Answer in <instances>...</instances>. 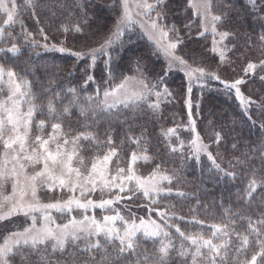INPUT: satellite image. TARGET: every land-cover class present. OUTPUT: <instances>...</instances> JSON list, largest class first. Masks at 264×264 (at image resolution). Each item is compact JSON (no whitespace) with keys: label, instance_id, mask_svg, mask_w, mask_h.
Returning <instances> with one entry per match:
<instances>
[{"label":"snow or ice","instance_id":"obj_1","mask_svg":"<svg viewBox=\"0 0 264 264\" xmlns=\"http://www.w3.org/2000/svg\"><path fill=\"white\" fill-rule=\"evenodd\" d=\"M247 3L254 11L264 13V7L259 6L258 0H247ZM76 6L83 11V6ZM117 6L120 11L113 30L99 47L72 51L63 46L64 41L59 45L44 43L41 46L46 51L68 52L77 61L90 59L91 64L86 66L85 72L95 68L98 55L108 56L105 65L111 76L109 49L118 42L122 45L125 31L138 25L168 58L167 68L156 84L148 82L137 62V76L124 77L119 84L102 78V84L108 85L103 88L102 99V85L94 94L86 93L85 86L89 82L95 83L91 74L86 76L85 86L80 90L68 88L64 91L50 81L48 87L41 86L40 92H34L29 80L21 78L12 68L5 69L0 65V227L5 229L0 233V264H172L173 253L180 264H264V176H258L255 167L246 168L250 178L243 193L238 196L239 207H224L221 204L222 219L212 223L194 215L188 222L196 225L199 231L186 233L178 225L168 223L172 219L184 220V217L176 216L174 208L155 207L162 198L173 195L187 197V193L178 189L174 192L173 181H178V176L169 174L161 164H156L146 176L139 174L137 163L141 160L145 164L150 163L153 157L141 142L143 133L132 135V121L142 107L156 111L160 108L162 96H172L167 87L163 92L158 88L166 73L174 65H179L188 78V99L185 103L189 109V128L195 133L189 142L190 149L197 161L204 153L214 168L223 173V178L235 180L238 173L223 168L209 151L210 146L196 131V121L191 112L192 81L216 80L225 90H234L244 115L253 126L256 121L250 113L254 106L260 114L259 119L264 120V98L257 102L245 96L240 88L246 82L244 78L231 82L223 80L217 72L193 67L183 56L176 55L183 39L174 24L168 27L164 23L166 0H113L114 11ZM40 7L39 0H23L22 3L0 0V42H11L9 47H0V53H21L19 45L14 42L17 39L14 26L17 24L21 29V38L26 42L31 40L34 46L39 43L19 17L27 13L39 23L37 10ZM59 7L66 6L61 4ZM188 8L203 29L199 35L204 36L211 31V51L219 52L221 64L229 62L225 53L231 49L225 41L232 34L218 30L217 25L223 17L213 12V0H188ZM52 14L55 15V12ZM84 16L83 24L86 25V12ZM194 22L189 21L185 27L191 30ZM39 31L43 40L47 41L49 38L44 29ZM57 31L83 33L84 29L78 23L71 28L61 25ZM170 33H176L174 39L170 38ZM259 41L260 50L264 53V34L259 36ZM257 68L264 69V59L259 63L249 61L243 69L245 76L255 74ZM260 79L264 81V75ZM200 86L204 87V84ZM152 96L156 97L155 101L151 100ZM73 109L78 114L77 122L83 121L82 130L71 128ZM103 122L126 125L127 132L119 144L111 127L105 128L103 135L100 134L98 129ZM259 127L264 129V123ZM33 129L36 134H33ZM163 135L171 153H183L184 142L180 140L177 145L171 139L176 137L179 140L176 128L164 130ZM214 135L213 142L219 145L221 133L215 132ZM125 141L139 149L131 151L127 159L120 155ZM232 147L235 149L236 145ZM85 151L94 154L88 158L83 155ZM256 154H259L261 167L264 168V145L254 149L252 155L235 158V163L229 161V168L249 165ZM6 185H10V192L5 191ZM42 191L67 192L68 195L67 198L45 201L41 198ZM97 191L100 198L93 199ZM105 194L108 198H104ZM140 198L147 203L137 204L136 207L144 208L147 218L138 216L132 210L131 204ZM125 201L129 202L125 205L127 216L114 207ZM253 204L259 206L258 211L252 207ZM197 205L207 210L206 206L199 205V201ZM96 209L113 214L97 219ZM77 210H81L79 218L72 215ZM53 211L67 216V222L56 223ZM152 213L159 221L152 218ZM21 217L23 220L19 227H7L5 222L13 223V218ZM170 228H175L181 241L179 246L173 243L170 232L166 230ZM141 238L152 241L154 247L158 243L159 247L151 253L141 250L138 243ZM252 248L256 250L249 259L248 252Z\"/></svg>","mask_w":264,"mask_h":264},{"label":"trees","instance_id":"obj_2","mask_svg":"<svg viewBox=\"0 0 264 264\" xmlns=\"http://www.w3.org/2000/svg\"><path fill=\"white\" fill-rule=\"evenodd\" d=\"M17 2L22 3L23 0H17ZM39 3L41 5L37 10L39 23L27 13L19 17L24 21L27 31L33 33L35 40L39 43L34 46L31 44V40L26 42L21 38L19 36L21 29L17 24L14 26V31L17 34V39L14 42L19 45L21 53L17 55L0 53V65L6 69L12 68L21 78L29 80L33 85L34 92H40L41 86L48 87L50 81L53 86L64 91H67L68 88L80 90L82 86H85L86 76L91 74L95 77V83L89 82L85 86L86 93L94 94L97 87L102 85V99L103 88L108 86L102 84V78L110 80L112 84H119L124 77L137 76L138 62L148 82L156 84L159 76L167 68L162 53L138 28L132 27L131 30H126L121 38L122 45L118 42L109 49L111 76H109V70L105 65V61L109 57L105 55H98L95 68L85 72L86 66L91 64L90 59L77 61L68 52L46 51L41 45L44 43L59 45L61 41H64L63 46L72 51H87L90 48H97L113 30L120 11L119 6L114 11L113 0H39ZM61 4L66 7H59ZM258 4L264 7V0H258ZM76 5L83 6V11ZM166 8L167 15L164 23L168 27L174 24L183 39V43L176 50V55L183 56L194 67L200 66L209 72H217L223 80L231 82L237 78H244L246 82L240 86L241 92L257 102L264 98V81L260 79V76L264 75V69L257 68L255 74L250 73L247 76L243 71L249 61L259 63L261 59H264L259 41V36L264 34V19H260L264 13L254 11L247 0H213V12L223 17L217 25L218 30L232 34L225 41L227 47L231 49L225 53L229 62L221 64L219 52L211 51V35L207 33L204 36L199 35L200 23L192 15V10L188 8V0H166ZM53 12L55 15L52 14ZM85 12L87 13L86 25L83 24ZM189 21H195L191 25V30L185 27ZM78 23L83 27V33L57 31L61 25L71 28ZM40 28H43L48 36L47 41L43 40ZM175 36L176 33H170L172 39ZM0 43V47L6 48L10 46L11 42ZM187 84L188 82L181 72L172 69L168 71L158 90L163 92L167 87L172 96H162L160 108L156 111L149 110L147 106L142 107L132 121V135L140 136L143 133L141 142L147 147L148 154L153 157L150 163L145 164L142 160L137 163L138 173L146 176L156 164H161V167L166 169L169 174L178 176V181H173L174 192L178 189L187 193L186 198H178L175 195L162 198L161 203L155 207L174 208L176 216H182L184 220L172 219L168 223L178 225L186 233H194L199 231V228L188 222L194 215L212 223L222 219L221 204L224 207L231 205L233 208L240 206L238 196L243 193L250 178V172L246 171V168L255 167L258 176H264V168L261 167L259 154H256L247 166L229 168V161L235 163V158H244L245 154L252 155L254 149L264 145V129L259 127L264 123V120L259 119L260 114L254 106L250 113L256 121V125L253 126L244 115L243 109L236 99L235 91L225 90L219 81L211 79L192 81L191 112L196 121V131L200 134L203 142L210 146L209 151L216 156L217 162L221 163L223 168L235 170L238 173L235 180L223 178V173L214 168L206 154L201 153L200 159L197 161L190 149L189 142L195 133L190 130L188 124L189 109L185 103L188 99ZM201 84H204V87H201ZM155 99V96L151 97L152 101ZM73 113L71 128L82 130L83 121L77 122L78 114L75 109H73ZM128 115L131 117V113ZM108 127H111L116 134L115 139L119 144L127 132L126 125L121 126L117 122H112L109 125L103 122L98 129L100 134L103 135L105 128ZM168 128H176L179 140L176 137L171 139L177 145L180 140L184 142L183 153H171L168 150V142L163 135V131ZM215 132H220L222 136L219 145L213 142ZM233 144L236 145L235 149L232 147ZM133 150L139 151L135 144L125 141L120 155L127 159ZM93 154L92 151L83 153L88 158H91ZM197 201H199V205L206 206L207 210L205 207H198ZM146 203L147 201L140 198L131 204L132 210L138 216L147 218L146 210L136 207L137 204ZM126 204L129 202H122L124 210H126ZM252 207L259 210L257 204H253ZM194 208L197 209L196 212L192 211ZM125 213L127 214V211ZM152 216L159 221L155 213H152ZM166 230L170 232L173 243L179 246L181 241L175 228ZM204 231L207 233V229ZM160 239L166 238L161 237ZM138 243L141 245V250H147L150 253L159 247L158 243L154 247L152 241H146L143 238ZM255 250V248L249 249V259ZM172 264H180L175 253L172 255Z\"/></svg>","mask_w":264,"mask_h":264},{"label":"rangeland","instance_id":"obj_3","mask_svg":"<svg viewBox=\"0 0 264 264\" xmlns=\"http://www.w3.org/2000/svg\"><path fill=\"white\" fill-rule=\"evenodd\" d=\"M149 2H152V0H149ZM153 15H154V14H153ZM134 27L138 28V29L142 32V34H143V35H144L149 41H151V42L156 46L155 42H154L153 40L149 39V36L145 33L144 30H142L138 25H136V26H134ZM209 27H210V25H209ZM201 31H203L202 28H201ZM206 33L209 34V35H211L212 40H213V36H212V34H211V31L209 30V32H206ZM170 38H171V37H170ZM216 39L218 40L219 37L217 36ZM0 46H1V43H0ZM218 47H219V46H218ZM156 48H157V46H156ZM160 52L162 53V55H163V57H164V59H165L166 66H167V65H168V58L165 56V54H164L162 51H160ZM192 66H193V65H192ZM193 67H194V66H193ZM195 67H197V66H195ZM5 69H6V68H5ZM172 70H175V71H179V72H181V73L185 76L186 81L188 82V78H187V76L185 75V72L181 69V67H180L179 65H174V66L172 67ZM193 81H194V80H193ZM130 86H134V84H131V83H130ZM0 98H2V97H0ZM49 130H50V129H49ZM33 134H36V130H35V129H33ZM85 157H87V156H85ZM137 171H138V170H137ZM5 191H6V192H10V191H11V187H10V185H6ZM67 195H68L67 192L61 193V192H59V191H57V192H55V193H46V192H43V191L41 192V198L44 199L45 201L52 200L53 198H57V199L67 198ZM92 198H93V199H98V198H100V193H99V191H97V192L92 196ZM104 198H108L107 194H105V197H104ZM114 207L118 208V209L122 212V214H124L125 216H127V214L125 213L126 210H124V207L122 208V202H121L120 204H118V205H115ZM89 214L91 215L92 212L90 211ZM111 214H113V213H111V212H104V211H102V210H100V209H96V210H95V215H96V218H97V219H101V218L103 217V215H111ZM52 215L55 217L56 223H58V224H62V223H66V222H67V218H68L67 216H62L60 213H57V212H55V211H53ZM72 215L77 216V218H79L80 215H81V210H77V211L73 212ZM152 218H153V219H156V218L153 217V216H152ZM22 220H23V217H21V218H19V219H17V218H13V221H14L13 223H7V222H5V223L7 224V227H8L9 229H14V228H17V227L20 226V223H21ZM4 230H5V229H4L3 227H0V233L4 232Z\"/></svg>","mask_w":264,"mask_h":264}]
</instances>
